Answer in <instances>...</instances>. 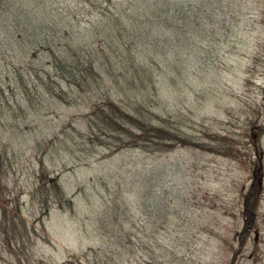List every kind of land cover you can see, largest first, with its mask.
<instances>
[{"label":"rangeland","instance_id":"rangeland-1","mask_svg":"<svg viewBox=\"0 0 264 264\" xmlns=\"http://www.w3.org/2000/svg\"><path fill=\"white\" fill-rule=\"evenodd\" d=\"M69 1L0 0V45L7 48L0 77H12L13 65L27 60L10 39L16 10H30L42 33L61 27L68 40L71 30L79 34L75 44L94 40L91 13L60 15ZM178 11H187V22L163 32L175 38L173 48L136 56L156 66L153 106L129 90L115 99L141 103L184 141L153 151L100 144L86 123L98 99L88 92L79 103L54 101L51 111L0 121V264H61L89 248L97 254L89 252L84 264H228L242 226L249 159L262 170L263 197L257 232L237 261L264 264V132L261 157L243 148L264 123V0H181ZM111 57L115 79L124 83L125 54ZM223 134L233 135L236 154L216 150ZM50 179L60 193L39 188ZM1 205L15 217L2 219Z\"/></svg>","mask_w":264,"mask_h":264},{"label":"trees","instance_id":"trees-1","mask_svg":"<svg viewBox=\"0 0 264 264\" xmlns=\"http://www.w3.org/2000/svg\"><path fill=\"white\" fill-rule=\"evenodd\" d=\"M87 2L70 0L65 12H59L60 15L72 14L76 18L81 14H92L93 19L87 18L86 22L88 28L94 31V36L90 34L94 40L77 44L71 39H77L79 34L75 36L72 30L69 40L68 31L61 27L55 32L42 33L33 22L30 10H16L14 22L18 31L10 39L18 42L16 49L22 59L27 57V60L13 65L12 77L8 73L0 77L2 126L11 118L16 121L30 113L51 111V104L53 106L56 100L65 104L79 103L85 96L83 93L88 92L95 93L98 99L90 105L91 112L86 123L95 131L94 137L100 144L113 145L114 149L142 146L162 150L171 146L174 140L184 141L186 138L177 129L163 125L161 118L147 113L141 103L127 99L123 104L115 99L120 91L129 90L132 97L145 101L147 108L153 106L148 95L155 92L156 66L152 60H138L136 56L149 49L159 53L168 44L173 48L175 38L169 39L163 32L165 29L176 32L181 23L187 22V11H178L181 0H97L95 10L88 13L83 8ZM188 8L184 7L185 10ZM94 42L96 46H93ZM3 46L6 51V44ZM3 46L0 45V55ZM118 52L125 54L126 61L122 63L124 83L115 79L113 73L111 56ZM38 61L41 65L37 64ZM6 85L8 92L5 91ZM255 131L250 143L244 144L243 148L248 149L251 155L256 154L258 159L262 152L260 137L264 132V123L258 124ZM234 140L232 134L220 135L216 150L236 154ZM4 150L7 149L4 147ZM249 162L252 166L251 181L241 191L242 226L236 233L237 246L233 248L228 264H238V254L247 244L252 229L257 227L263 184L261 169L254 167L253 159ZM0 168H5L1 160ZM51 187L57 190L56 194L60 193L55 179L45 180L39 186L42 191ZM46 201L48 203L47 198ZM48 204L43 206L45 213L49 209ZM1 210L2 219L15 217L14 214L8 215L9 211L3 205ZM89 252H93L94 256L97 254L93 250ZM89 252H84L82 259H88ZM82 259L72 256L62 264H84ZM97 263L94 261L92 264Z\"/></svg>","mask_w":264,"mask_h":264}]
</instances>
